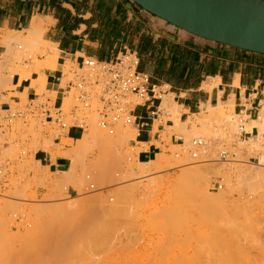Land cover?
<instances>
[{
	"label": "rangeland",
	"instance_id": "rangeland-1",
	"mask_svg": "<svg viewBox=\"0 0 264 264\" xmlns=\"http://www.w3.org/2000/svg\"><path fill=\"white\" fill-rule=\"evenodd\" d=\"M9 33L0 32L1 54L5 51L1 36ZM47 50L49 46L41 41L27 54L33 59L1 60L0 77H7L16 67L30 72L31 65L41 64ZM57 69L63 74L60 87L66 89L73 80V72H78L77 65L67 62L63 67L57 65ZM36 77L32 72L28 80L30 89L40 98L54 100L56 94L49 92L47 85L45 90L31 87V80ZM14 78L19 76L14 75L11 82L0 89V99L3 98L0 100V229L5 232L0 239L8 240L5 243L7 255L28 256V264H210L206 257L218 256L222 262L212 261V264H264V182L245 179L246 174L252 177L256 172H264V163L260 160L264 137L259 132L257 136L241 133V126L247 133L255 127L253 123L245 124L246 115L237 117L234 107L225 106L222 117L218 119L214 114L206 124L215 137L184 139L176 135L177 139L182 137V142H178L182 145L164 150L161 155L170 165L159 169L139 165L131 141L126 146L118 145L116 155L102 152L100 156L97 150L89 152L76 166V179L80 181L77 187L70 185L66 190H59L55 187L57 173L41 168L32 156L46 140L53 142L64 131L57 132L52 126H41L38 122L4 124L3 105L23 109L28 104L27 89L23 94L11 93L16 89ZM70 96L73 100L64 107L65 113L78 105L72 93ZM70 96L65 94V98ZM263 107L264 101L258 108L259 113ZM95 109L96 105L91 110L80 109L79 115L85 124L82 135L94 124L105 138L115 140L133 133L136 137V132L128 131L132 126L122 124L115 125L110 135L108 129L98 126ZM161 109L171 115L173 122L174 117H178L173 109L163 105ZM206 111L195 116L208 113ZM223 118L232 127L227 128L221 121ZM171 132L173 128L168 129L169 136ZM194 140H201L204 147L207 145L198 149L196 158H192V153L196 152L191 147ZM165 142L169 144V138ZM73 144L75 141L68 143L61 137L60 144L49 143L44 151L55 159ZM222 153L226 154L225 159L221 158ZM127 165L134 175L125 174ZM197 167L199 170L195 172ZM68 168L69 161L66 170ZM240 169L245 175H240ZM93 197L97 198L93 205L82 206L77 211L57 214L46 209ZM101 208L110 211L106 213ZM36 220L44 221L37 234L32 232ZM27 243L32 247H27Z\"/></svg>",
	"mask_w": 264,
	"mask_h": 264
},
{
	"label": "crops",
	"instance_id": "crops-1",
	"mask_svg": "<svg viewBox=\"0 0 264 264\" xmlns=\"http://www.w3.org/2000/svg\"><path fill=\"white\" fill-rule=\"evenodd\" d=\"M33 22L43 30V41L55 46L61 67L67 62L79 65L83 58L108 63L121 54H135L138 71L177 105L180 122L229 101L235 113L247 116L245 124L258 119L264 101V56L193 37L147 14L131 0H0V32L25 33ZM56 69L45 71L51 93L58 92L62 73ZM18 84L19 78H14L12 94L27 89L28 99L33 97L28 80ZM162 103L161 98L132 112V130L137 134L130 146L139 150V163L152 162L164 150L182 145L178 143L182 137L168 135L174 122L161 109ZM157 105V112L151 115L150 108ZM257 134L252 127L247 136ZM81 136L79 129L71 128L66 138L77 141ZM168 138L169 144L165 142ZM33 157L51 174L68 167L67 159H52L42 149Z\"/></svg>",
	"mask_w": 264,
	"mask_h": 264
},
{
	"label": "built area",
	"instance_id": "built-area-1",
	"mask_svg": "<svg viewBox=\"0 0 264 264\" xmlns=\"http://www.w3.org/2000/svg\"><path fill=\"white\" fill-rule=\"evenodd\" d=\"M138 65V58L133 53L121 54L108 63L83 58L77 65L78 72H73V80L68 83L66 89L60 87L63 78L61 73L54 100L43 99L44 97L40 98L34 94L31 99H28V104L23 109L4 105L3 121L6 126L20 121L27 125L38 122L41 126H52L57 132L64 131L54 139L53 142L56 144L58 141L60 144L61 137L66 138L71 128H77L83 133L84 121L79 111L80 109L91 110L93 105L97 106L95 113L98 117V126L108 129L110 134L117 124L132 126L134 124L132 112L137 106L153 105L156 101L160 102L162 97L159 87L151 84L149 77L138 71ZM70 93L73 94L78 105L65 113L63 100L65 94ZM158 106L150 108L151 115L157 112ZM236 115L241 117L243 113L238 112ZM240 131L244 136L248 135L242 126ZM202 146L201 140L191 142L194 151H198ZM225 156V153L221 154L222 159H225ZM196 157L197 152L192 153V158Z\"/></svg>",
	"mask_w": 264,
	"mask_h": 264
},
{
	"label": "bare ground",
	"instance_id": "bare-ground-1",
	"mask_svg": "<svg viewBox=\"0 0 264 264\" xmlns=\"http://www.w3.org/2000/svg\"><path fill=\"white\" fill-rule=\"evenodd\" d=\"M42 33H43V30L41 29L40 25H38L36 22H33L32 25H31V28L25 32L24 36H22L20 34V32H10L9 34H7V35H5L3 37L1 36V43L4 45L5 51H4V53H2L0 55V65H1V60L3 62H6V61L8 62L11 59H13L14 57L15 58L21 57V58H25V59H33L32 57H29V55H27V54L31 50V48L36 46L37 43L41 42V41L49 46V50H47V52H44L46 50L43 51L45 53L44 60L41 62V64L37 63L38 65H34V66L31 65L32 68H31L30 72H29V70L23 71L24 69L22 70L21 68L16 67L15 71L13 73H10L7 77H0V89L3 86H5L6 84H8L9 82H11V79L13 78L14 75H18L19 76V84H20L23 80L31 79V75H32V72H33V73H35L37 75V77L35 79L31 80L32 81L31 87L37 88L39 90H45V86H46V82H47V78H46V75H45V70H55L57 68V65H58L57 64L58 52H57L56 48L54 47V45H52L50 43H47V42H45V41H43L41 39ZM17 50H19V51H17ZM28 64H30V63H28ZM27 71H28V73H26ZM1 76H2V74H1ZM235 85H238V80L235 81ZM53 94L55 95L56 93H53ZM69 96H70V94H69ZM2 99H0V100H2ZM71 100H73L71 96L64 99V101H63V109H64V111L66 110L64 107L65 106L68 107V104H69V102ZM173 103H172L171 100H169V98H166L163 101L162 105L165 108H167V109L170 108V109H173L174 111H177V105H175ZM225 106L234 107L233 104L231 103V101L226 102V103H219L216 107H211V106L207 107L208 113H205V114L203 113V114H201L198 117L194 115L193 117H195V119H192V117H191L186 122H180L179 119H178L179 116L178 117H174L175 119H174L173 132H171L170 134H174V135H177V136L181 135V136H183L184 139L188 138V137H192V136L193 137L201 136L205 140L209 139L210 137H215V135H213V133H212L213 136L211 135V133L209 132L211 130L207 129L206 124L209 121L208 118L210 116L214 115V114L217 115L218 119L220 117H222L224 115V113H225ZM221 121H224V123L226 124L227 128L228 127L229 128L232 127L231 123L228 120H225L223 118V120L221 119ZM251 123H253L255 125V127H257L256 129L258 130L259 135L264 137V110H262V112L259 113L258 119L255 120V121H251ZM197 124H200L201 127L197 128V126H198ZM188 125H190V129L187 128ZM96 127L93 124L91 126L89 132L83 134L82 137L79 140L75 141V144H73L71 149H69L67 151H63V152L61 151V153H62L61 157L64 158V159H67L69 161V168L65 172L57 173L56 177H59L57 179V181H56V186H55L57 189L66 190L68 188V186H70V185H72L73 187H77V185L80 183V181L76 179V177H77L76 176V166L84 161V159L87 157L89 152H93L94 153V151L97 150V152H98V154L100 156H101L102 152H106V154H109V155H113V154L116 155V154H119L118 150H117V146L118 145H120V147L126 146L130 141L135 140V138H136L134 133H133V130H128V131L133 133V134H131L129 136H124V135L123 136H119V138L115 139V140L109 139V138H105V137H103V134L99 130H97L98 128L96 129ZM218 133H217L216 136L219 135ZM221 133H223V132H221ZM225 134L227 135V133H225ZM119 135H121V133ZM65 140L68 143L69 142L71 143L73 141L72 139H68V138H65ZM49 143H53V142L49 141V140H46L41 145L39 150H41V149L44 150V148L47 147V145H49ZM206 146L207 145H205V147L203 146V148H206ZM254 147H256V146H254ZM203 148H201V149H203ZM138 149H140V148H138ZM201 149H199V150H201ZM135 150H136V155H137L139 150H137L136 148H135ZM196 152H198V151H196ZM201 152H203V151H201ZM260 153H261L260 160H261L262 163H264V149H261ZM129 154H130V152H129ZM96 156H97V154H96ZM97 158H98V156H97ZM95 161H96V159H95ZM175 162H177V160ZM182 162H184V161H181L180 163H182ZM166 163H167V160L165 159V157L163 155H158L155 158L154 161L149 162V163H144V164L143 163H139V165L150 166L151 168L153 167V169H159V168H162L164 166H169L170 165L169 162H168V165ZM81 166H82V164H81ZM92 168H95V167H92ZM106 169H108V168H106ZM197 169H198V167L196 169L194 168L195 172H197ZM194 170L192 172H194ZM247 170H246V172H247ZM252 170H250V172ZM242 171H243V169H240V171H239L240 175L243 173ZM105 172H107V170ZM83 173H84V171H83ZM99 173H101V175H102L103 172L99 171ZM127 173L130 176L134 175V171H133V169L131 168L130 165H127V169H125V174H127ZM103 174H105V173H103ZM243 174L245 175V173H243ZM121 175H122V173H121ZM240 175H239V177H240ZM109 176H110V174H109ZM245 176H246L245 179L248 180V181L249 180H254V181H258V180L261 181L262 180L264 182V172H259V173L256 172V175H254L252 177H248L247 174ZM111 177H112V175H111ZM250 182H252V181H250ZM121 197L123 198L124 195H122ZM96 201H97V198H95V197L90 198V199H80L79 201L77 200V202L73 201L71 203H67V204H63V205L60 204V205H57V206H52L50 208L46 207V209H49V210H51V211H53V212H55L57 214H63L65 212L69 211V210H70L69 212H73L71 210H74V209H76V211H77V210L81 209L82 206L84 207V206L89 205V204L93 205ZM92 205H90V206H92ZM5 206L6 205H4L3 208H5ZM10 206H7V207H10ZM78 207H80V208H78ZM40 208L41 207H39L37 209H40ZM101 210H103L106 213L108 211H110L109 208H101ZM92 211L93 210H91L90 212H92ZM87 216L88 217L90 216L89 213L87 214ZM88 217H84L83 219H85V218L87 219ZM43 222L44 221L36 220V223H35V226H34V229L32 230V232L37 234L40 231L41 227H43V224H44ZM1 230L2 229H0V234H1L0 237L1 236L4 237L5 232H3V230L1 232ZM3 237L0 239V264H28L29 263L28 256L21 255V256H18L16 258H12L11 256L7 255V249L5 248V243L8 242V240L4 239ZM26 246L29 247V248L32 247V245L30 243H27ZM8 247H10V245ZM11 250H13V248ZM11 250H10V252H11ZM211 253H209V254L212 255ZM215 253L216 252H214L213 254L216 255ZM12 254H14V253H12ZM219 257H221V256H218L217 258H219ZM211 258H213V259L211 260ZM217 258H215V257H209V258L206 257L205 260L209 261L208 263H210V264H212V261L213 262L215 261L214 263H216V261H219L221 263L223 259L219 258L221 261L219 259L218 260H214V259H217ZM200 262H205V261L201 260ZM224 262H225V260H224ZM228 263H230V261ZM200 264H202V263H200ZM203 264H207V262H205Z\"/></svg>",
	"mask_w": 264,
	"mask_h": 264
},
{
	"label": "water",
	"instance_id": "water-1",
	"mask_svg": "<svg viewBox=\"0 0 264 264\" xmlns=\"http://www.w3.org/2000/svg\"><path fill=\"white\" fill-rule=\"evenodd\" d=\"M131 1L193 37L264 56V0Z\"/></svg>",
	"mask_w": 264,
	"mask_h": 264
}]
</instances>
